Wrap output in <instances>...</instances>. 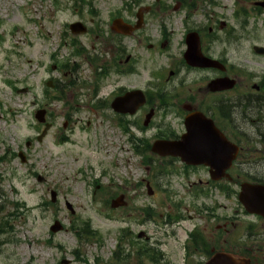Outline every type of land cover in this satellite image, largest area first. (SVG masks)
<instances>
[{"label":"rangeland","instance_id":"374dc122","mask_svg":"<svg viewBox=\"0 0 264 264\" xmlns=\"http://www.w3.org/2000/svg\"><path fill=\"white\" fill-rule=\"evenodd\" d=\"M141 1L156 0H0V157H4L0 160V228L4 223L9 226V230L0 232V264H169L166 260L157 262L154 252L139 253L141 248L137 252L140 245L148 243L139 240L137 233L145 230L151 237L160 238L163 223L160 212H167L170 205L178 202L185 205L191 202L190 176H174L171 185L164 184L165 191L148 194L146 182L153 185L159 181L158 159L150 161V153H134L126 135L106 119L94 116L96 111H84V115L74 117L69 124L81 118L79 122L62 129L67 122L64 112L67 113L68 105H76L80 88H65L61 95L66 94V100L61 103H50L45 91L50 76L60 83L74 78L70 71L67 76L48 73L55 59L70 58L71 62L77 58L71 56L75 36L66 27L68 22L86 16L90 24L94 19V24L91 23L95 26L94 33L80 35L75 40L91 51L106 55L108 38L111 40L109 20L113 14L126 13L127 4L135 9L136 2ZM232 1L220 0L227 9ZM88 2L95 8L90 16ZM175 16L181 17L180 12ZM180 19L183 21V17ZM150 22L156 23L155 19ZM181 26L177 21L172 42L176 50L182 47ZM82 60L77 62L84 76L91 80L93 69ZM150 61L144 58L139 79L154 76L156 65ZM201 76L202 73L190 74L185 86L197 82ZM138 78L127 81L137 83ZM10 82L18 88L29 87L30 91L18 93ZM107 83L102 94L109 90ZM56 94L49 90L50 96ZM33 98L41 105L50 104L55 123L40 143L36 142L41 130L34 119L36 107L30 104ZM82 104L80 101L79 105ZM34 136L27 164L11 156L13 151L25 150L26 141ZM248 155L260 157L264 151H252ZM38 174L46 178L45 182L38 181ZM52 190L58 195L55 205L49 202ZM121 193L128 196L130 207L114 211L107 201L114 198L113 194ZM18 200L23 208L16 206ZM109 212L115 213L109 216ZM143 212L154 213L144 222ZM55 220L64 229L53 233L50 226ZM86 223L99 234L78 237L73 228L81 229ZM129 239L140 245L132 244ZM162 248L172 254L171 260L182 262L180 248L171 244ZM122 257H127V262L121 261Z\"/></svg>","mask_w":264,"mask_h":264},{"label":"flooded vegetation","instance_id":"af4514ba","mask_svg":"<svg viewBox=\"0 0 264 264\" xmlns=\"http://www.w3.org/2000/svg\"><path fill=\"white\" fill-rule=\"evenodd\" d=\"M227 7H222L220 0H158L154 8L159 22L149 24L146 16L142 27L123 46L110 41L107 56L111 82L121 78V74L126 75V85L112 94L109 92L105 104L109 112L110 102L117 95L141 88L136 86L138 83L127 80H132L131 75L138 74V67L141 68L144 58H149L156 65L154 79L157 82L142 88L146 103L134 115L135 130L145 129L144 123L149 115L147 126L156 121L153 126L155 140L179 139L185 131L187 116L202 111L204 121L195 125L203 126L205 132L209 130L207 125L215 127L240 146V150L233 149L230 154L233 161L227 170L220 169L226 166L224 163H217L214 167H191L192 170L201 169L206 174L205 178H195L191 183L203 186L204 202L198 203L202 208H195L192 204V211L207 212L202 216L199 214L206 220L203 219L202 225L182 232L186 219H192L194 215L176 217L178 220L171 222L172 231H167L160 242L164 245L167 238L173 240L186 251L188 262L189 251L200 252L209 248L212 242L213 250L217 249L218 244L220 248L226 245L231 250L264 252V227L248 228L245 238L240 241V212L246 210L240 203H234L235 207L232 208L227 205V201L238 198L243 181L261 182L264 177V155H248L252 151H264V51L258 49L259 46L264 47V42H259V22L254 19L260 7L252 0H234L233 7ZM149 8L151 13L152 8ZM177 11L182 13L183 21L181 17L178 20L182 23L185 35L198 33L204 57L203 67L188 64L183 50L182 57L176 53V47L172 44L175 22L171 19H174L173 15ZM128 19L134 23V18ZM164 19L166 23L162 22ZM193 70L203 71L202 78L197 82L186 87L184 76L178 81L180 72ZM90 88L94 86L90 85ZM211 141L218 147L221 142L216 139ZM223 149L228 151V148ZM206 203L208 206L204 209ZM220 212L235 213L226 215ZM208 217L218 220L215 228L210 227ZM166 224L169 225L170 220Z\"/></svg>","mask_w":264,"mask_h":264},{"label":"water","instance_id":"95a60500","mask_svg":"<svg viewBox=\"0 0 264 264\" xmlns=\"http://www.w3.org/2000/svg\"><path fill=\"white\" fill-rule=\"evenodd\" d=\"M42 112H40L41 114ZM44 114V113H42ZM38 118H42L41 115H37ZM46 133V131L44 132ZM154 150L158 151L159 148L154 147ZM163 154H173V155H177V152H173L172 150L163 152ZM244 192L249 195L251 193H256V194H260V195H264V187L263 188H258V187H252L250 185L245 186L244 187ZM262 198V196L260 197V199ZM257 199V198H256ZM264 201V198H263ZM253 204L255 206H259L260 203L259 201L253 202ZM209 264H249V260L245 259V258H241V257H236V256H232L229 254H221L219 256H216L214 259H212V261H210Z\"/></svg>","mask_w":264,"mask_h":264},{"label":"trees","instance_id":"16d2710c","mask_svg":"<svg viewBox=\"0 0 264 264\" xmlns=\"http://www.w3.org/2000/svg\"><path fill=\"white\" fill-rule=\"evenodd\" d=\"M150 145H148V147H149Z\"/></svg>","mask_w":264,"mask_h":264}]
</instances>
